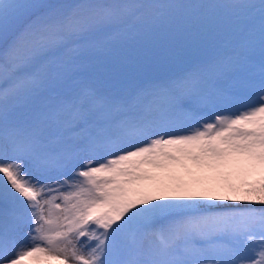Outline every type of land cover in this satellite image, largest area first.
I'll use <instances>...</instances> for the list:
<instances>
[{
  "label": "snow or ice",
  "instance_id": "1",
  "mask_svg": "<svg viewBox=\"0 0 264 264\" xmlns=\"http://www.w3.org/2000/svg\"><path fill=\"white\" fill-rule=\"evenodd\" d=\"M264 264V0H0V264Z\"/></svg>",
  "mask_w": 264,
  "mask_h": 264
},
{
  "label": "rangeland",
  "instance_id": "2",
  "mask_svg": "<svg viewBox=\"0 0 264 264\" xmlns=\"http://www.w3.org/2000/svg\"><path fill=\"white\" fill-rule=\"evenodd\" d=\"M50 264H57V262L56 261H52V262H50Z\"/></svg>",
  "mask_w": 264,
  "mask_h": 264
}]
</instances>
